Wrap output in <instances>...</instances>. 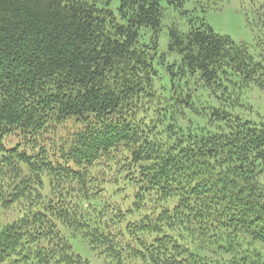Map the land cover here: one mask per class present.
I'll return each instance as SVG.
<instances>
[{
	"label": "trees",
	"instance_id": "trees-1",
	"mask_svg": "<svg viewBox=\"0 0 264 264\" xmlns=\"http://www.w3.org/2000/svg\"><path fill=\"white\" fill-rule=\"evenodd\" d=\"M163 2L0 0V264H264V60Z\"/></svg>",
	"mask_w": 264,
	"mask_h": 264
},
{
	"label": "rangeland",
	"instance_id": "rangeland-1",
	"mask_svg": "<svg viewBox=\"0 0 264 264\" xmlns=\"http://www.w3.org/2000/svg\"><path fill=\"white\" fill-rule=\"evenodd\" d=\"M207 6V8H206ZM203 7L205 10H203ZM163 19L160 33V51L166 52L169 32L175 28L187 33L203 23L220 36L230 37L235 43L248 48L254 58L264 60V0H186L181 8L162 3ZM243 108L237 114L257 125L264 124V91L252 87L245 91ZM245 108V109H244ZM72 125L58 128L57 140L73 132ZM264 182V175L262 177ZM19 210L0 208V232L20 217ZM70 243L76 255L88 264H108L80 238Z\"/></svg>",
	"mask_w": 264,
	"mask_h": 264
}]
</instances>
